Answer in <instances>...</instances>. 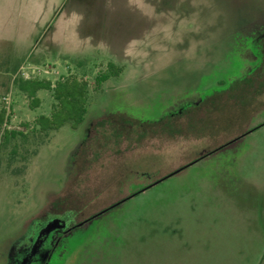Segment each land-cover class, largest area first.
I'll use <instances>...</instances> for the list:
<instances>
[{
    "label": "rangeland",
    "instance_id": "1",
    "mask_svg": "<svg viewBox=\"0 0 264 264\" xmlns=\"http://www.w3.org/2000/svg\"><path fill=\"white\" fill-rule=\"evenodd\" d=\"M2 108L0 264H264V0H0Z\"/></svg>",
    "mask_w": 264,
    "mask_h": 264
},
{
    "label": "trees",
    "instance_id": "2",
    "mask_svg": "<svg viewBox=\"0 0 264 264\" xmlns=\"http://www.w3.org/2000/svg\"><path fill=\"white\" fill-rule=\"evenodd\" d=\"M75 65L78 67H82L87 62L86 59L74 61ZM20 66V65H19ZM13 71L17 72L18 67L14 68ZM124 71V66L119 65L114 61H109L104 70L100 71L95 77V86L99 88L104 82H106L112 76H119ZM87 76V75H86ZM16 80V79H15ZM20 90L24 91L27 96L30 98L32 104L35 106L40 104V99L35 96L38 89L45 88L53 91V95L56 100H58L57 105L67 104L68 106H73L74 110H63V113L68 114L61 123H56L55 116L53 118L47 116H41L40 121L43 122L42 129L44 130H54L58 129L64 123L75 119L77 124L84 121V116L87 113L86 103L87 97L89 93V82L87 78H77L76 76H62L59 80L53 84L49 80H41V81H33L31 79H24L23 77H19L18 80ZM56 111H58L56 109ZM54 111L53 113H56ZM75 117V118H74ZM8 123V115L6 108L0 109V139L4 136H17L22 135L24 137L27 136L25 131H15L10 130L6 127ZM73 124V123H72ZM28 128V125H24Z\"/></svg>",
    "mask_w": 264,
    "mask_h": 264
},
{
    "label": "crops",
    "instance_id": "3",
    "mask_svg": "<svg viewBox=\"0 0 264 264\" xmlns=\"http://www.w3.org/2000/svg\"><path fill=\"white\" fill-rule=\"evenodd\" d=\"M59 264V263H58ZM64 264V263H63Z\"/></svg>",
    "mask_w": 264,
    "mask_h": 264
}]
</instances>
